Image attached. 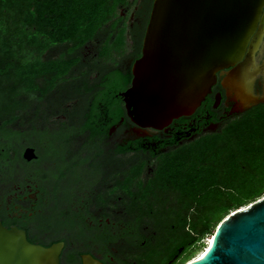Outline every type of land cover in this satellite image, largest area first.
Masks as SVG:
<instances>
[{
	"label": "trees",
	"instance_id": "trees-1",
	"mask_svg": "<svg viewBox=\"0 0 264 264\" xmlns=\"http://www.w3.org/2000/svg\"><path fill=\"white\" fill-rule=\"evenodd\" d=\"M153 2H141L133 27L125 28V17L115 27L112 24L114 33L123 26L114 48L119 52L124 48L130 31L131 53H120L111 61L112 47L106 45L93 61L84 59L85 46L101 37L120 9L129 11L131 0H0V136L12 142L23 135L13 121L18 113L27 112L29 119L24 124L36 129L25 134L36 135L38 162L51 159L56 176H73L83 167L86 177L107 174L110 167L119 174L130 162L129 148L112 151L103 146H107L111 128L125 116L120 94L131 86L133 75L121 63L141 56ZM94 73L99 78L91 79ZM39 96L49 104L44 114L42 105L33 109ZM77 100L78 105L66 107ZM62 114L67 116L65 121L54 120ZM50 126L58 128L55 133L49 132ZM81 139L85 142L79 152L73 150ZM145 156L138 144L131 158ZM163 157L176 159L161 173L164 178L175 175L176 212H163L158 218L141 209L138 197H132L130 207L135 208L139 221L145 217L162 221L165 239L171 238L173 245L170 256L176 254V264H181L188 251L205 246L206 236H214L230 212L264 195V104L234 115L217 132L176 145V153ZM40 173L45 177V172ZM89 183L86 179V186ZM133 238L135 247L141 248L142 235Z\"/></svg>",
	"mask_w": 264,
	"mask_h": 264
},
{
	"label": "flooded vegetation",
	"instance_id": "flooded-vegetation-1",
	"mask_svg": "<svg viewBox=\"0 0 264 264\" xmlns=\"http://www.w3.org/2000/svg\"><path fill=\"white\" fill-rule=\"evenodd\" d=\"M91 44L85 46L82 54L84 59L94 61L100 57V52L96 49L94 54ZM135 61L127 58L121 66L132 69ZM99 76V73H94L91 79ZM221 82L222 77H219L212 94L192 116L174 120L162 131L150 129L148 135L135 131L138 127L129 118L123 100L125 116L111 128L107 146H103L112 151L118 147L129 148L127 157L130 158L127 159L130 162L119 170V174L118 169L110 167L107 174L86 177L83 167L78 168L79 174L56 176L57 169L51 159L40 162L42 165L38 162L40 151L34 143L36 135L31 137V132L25 134L27 130L36 129L24 124L29 114L23 111L18 113L13 127L21 130L23 135L12 142L0 136V222L8 229L24 230L33 244L50 247L63 242L61 264H83L82 256L85 254L104 264H164L166 258L169 264H176V254L171 257L169 253L173 250L169 241L171 238L165 239L161 229L162 221L156 222L151 217L139 221L133 212L135 208L130 204L132 197H138V205L143 204L141 209L152 212L158 218L163 212H176L175 175L164 178L161 174L165 172V166L169 162H176V159L163 156L176 153V145H184L196 137L221 130L229 118L237 115L231 114L233 102ZM219 94L221 101L217 105ZM41 98L39 96L35 100L33 109L38 108L36 105H42L41 113L44 114L49 111V104ZM76 104H79V100L66 104V107L71 108ZM58 118L65 121L67 116L62 114L54 120ZM48 129L53 134L58 128L50 126ZM155 137H158L157 140L152 141ZM84 142L83 139L76 142L73 150L79 152ZM138 144L146 156L134 160L131 157H134ZM29 149L34 150L36 158H25ZM110 162L114 165L112 160ZM38 171L45 172V177ZM86 179L90 181L87 186ZM98 180L103 182L96 183ZM58 181L60 183L57 184ZM138 233L143 239L141 248H136L133 243V237H137Z\"/></svg>",
	"mask_w": 264,
	"mask_h": 264
},
{
	"label": "water",
	"instance_id": "water-1",
	"mask_svg": "<svg viewBox=\"0 0 264 264\" xmlns=\"http://www.w3.org/2000/svg\"><path fill=\"white\" fill-rule=\"evenodd\" d=\"M132 75L120 95L143 135L192 116L219 77L231 114L264 104V0H154ZM36 157L32 149L25 154ZM214 236L205 257L188 264H264V198L232 213ZM63 249V242L33 244L24 230L0 222V264H61ZM82 260L104 264L89 254Z\"/></svg>",
	"mask_w": 264,
	"mask_h": 264
},
{
	"label": "rangeland",
	"instance_id": "rangeland-1",
	"mask_svg": "<svg viewBox=\"0 0 264 264\" xmlns=\"http://www.w3.org/2000/svg\"><path fill=\"white\" fill-rule=\"evenodd\" d=\"M135 0H131V2L133 3V6L130 8L129 11H126L124 9H120L118 12H117V16L114 17V20L111 21L107 26V30H105L107 33H105L104 30H102V34H101V37L97 38L94 43H92L90 45L91 49L94 51V54H96V49L99 50L100 52V55H102V53L104 52V50L108 47L106 45H110L112 47L111 49V54H110V60H115V59H118L120 57V53H125V54H129L132 52L133 50V47H132V41H131V38L129 37V31L127 32L128 33V37H127V41L125 43V45L123 46L124 48L121 50L123 52H119L117 49H115L114 47L117 45V38H119L120 36V31L121 29L123 28V26H119L118 28V31L116 33L113 32V29L114 27L116 26L115 24L117 22L120 23V20L119 18L120 17H125L126 18V24H125V28H128V27H132V25L134 24L135 22V17H136V12L138 11L137 8H139V5L141 4V1L142 0H136L137 2H134ZM115 23V24H114ZM112 24L114 25V27L112 28ZM113 32V33H112ZM105 34V35H104ZM103 35V36H102ZM127 35V34H126ZM95 47V48H94ZM90 49V48H89ZM47 54H44V57H46ZM193 140V139H192ZM86 172V171H85ZM69 187V183H68V186L66 185L65 188L68 189ZM64 188V189H65ZM264 198V195L261 196L260 198H258L256 201H252L250 203H248L246 206L242 207L241 209L239 210H242V209H246L248 208L249 206H251L252 204L256 203L257 201L261 200ZM238 210V211H239ZM233 212H230L229 215L227 217H229ZM226 217V218H227ZM225 218V219H226ZM224 219V220H225ZM223 220V221H224ZM222 223V222H221ZM220 223V224H221ZM220 226V225H219ZM218 227H216L215 231L212 233V234H216L217 230H218ZM210 237H212V235H207L206 236V239L204 240V244L205 246H198L196 248H193L191 249L190 251L187 252V254L183 257V261L181 264H188L190 262H193L195 261L196 259H202L205 255V251H207V248H208V243H209V240H210Z\"/></svg>",
	"mask_w": 264,
	"mask_h": 264
},
{
	"label": "bare ground",
	"instance_id": "bare-ground-1",
	"mask_svg": "<svg viewBox=\"0 0 264 264\" xmlns=\"http://www.w3.org/2000/svg\"><path fill=\"white\" fill-rule=\"evenodd\" d=\"M214 239H215V236L210 237L209 245H208L207 251H205V255L209 251V249L211 248V246L214 244ZM205 255H204V257H205ZM197 260H200V259L198 258L195 261H197Z\"/></svg>",
	"mask_w": 264,
	"mask_h": 264
}]
</instances>
